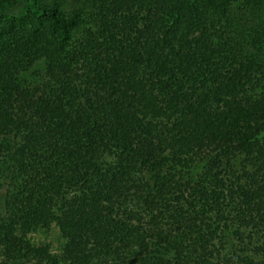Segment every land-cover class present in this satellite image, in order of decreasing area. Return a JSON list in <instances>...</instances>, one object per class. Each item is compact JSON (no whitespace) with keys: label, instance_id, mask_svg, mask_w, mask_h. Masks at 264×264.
I'll return each instance as SVG.
<instances>
[{"label":"trees","instance_id":"1","mask_svg":"<svg viewBox=\"0 0 264 264\" xmlns=\"http://www.w3.org/2000/svg\"><path fill=\"white\" fill-rule=\"evenodd\" d=\"M0 264H264V0H0Z\"/></svg>","mask_w":264,"mask_h":264},{"label":"rangeland","instance_id":"2","mask_svg":"<svg viewBox=\"0 0 264 264\" xmlns=\"http://www.w3.org/2000/svg\"><path fill=\"white\" fill-rule=\"evenodd\" d=\"M34 239L36 241H47L48 243H51L53 246V249H57L59 245V240L57 238V231L54 229L50 234L45 233H37L34 235Z\"/></svg>","mask_w":264,"mask_h":264}]
</instances>
